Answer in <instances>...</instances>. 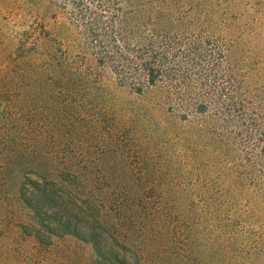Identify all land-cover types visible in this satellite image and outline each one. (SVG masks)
I'll return each instance as SVG.
<instances>
[{
	"label": "rangeland",
	"instance_id": "obj_1",
	"mask_svg": "<svg viewBox=\"0 0 264 264\" xmlns=\"http://www.w3.org/2000/svg\"><path fill=\"white\" fill-rule=\"evenodd\" d=\"M142 3L157 11L149 27H165L176 51L166 69L155 67L165 71L156 85L143 74L136 92V82L122 83L114 67L138 76L120 55L133 59L142 50L133 42L134 52L121 51L122 43L117 50L106 25L92 40L80 14L99 13L95 4L0 0V111L23 112L28 135L52 155L46 166L66 173L69 189L82 196L80 209L98 204L118 241H106L108 228L96 226L102 259L92 242L60 234L68 217L95 226L69 202L53 215L58 231H22L34 214L19 198L18 173L2 172L0 264H118L113 252L122 259L126 246L127 258L140 264H264V185L246 181L251 153L235 145L238 130L227 123L236 89L248 109L264 108V0ZM177 32L184 33L180 46ZM199 47L213 55L205 64L196 59ZM260 157L255 166L264 169Z\"/></svg>",
	"mask_w": 264,
	"mask_h": 264
},
{
	"label": "trees",
	"instance_id": "obj_2",
	"mask_svg": "<svg viewBox=\"0 0 264 264\" xmlns=\"http://www.w3.org/2000/svg\"><path fill=\"white\" fill-rule=\"evenodd\" d=\"M69 1H71L77 9L86 7L88 4H95L96 9L100 10L99 13L96 14L91 12V9L88 8L84 13L80 14L81 19L87 14L88 18L85 19V22L87 23L88 20V25L90 27L89 35H91V39L95 40V42L97 41V38L100 37L99 33L102 31L97 30V28L106 25L109 33L107 34L104 32V34L110 38L111 41L115 42L117 50H119V43L123 44L122 49L120 50H128V53L135 51L131 49V42L135 43L134 46L137 44L139 45V49L142 50L141 53H138L140 54L139 56L135 55L133 59H128L124 56L126 58L125 59L123 55H120L123 62L126 60V62L132 63L133 66L139 70L138 76L136 74L129 73V71H125L123 73L121 68L114 67L117 72L115 74L122 80V83L125 84L126 81H135L136 85H134V88L136 92L141 91V86H143V83H141V76L145 74L148 81L147 84L151 87L156 85V75L160 74V72L164 73L165 71H156L155 67L159 64L163 69H166L165 64L167 62L172 63L170 62L171 58H175L171 52H175L176 50L169 51L170 46L168 45L169 43L167 38V36L169 37V34L165 33V31H167L165 27L164 30H161L156 26L149 27L152 21L148 20V16L152 17V13L157 16V11L149 10L146 5L142 3L146 0ZM123 1L126 2V7ZM108 23L110 24L109 26ZM176 38L177 40L174 41L178 43V46H180V44H184L185 39L183 32H177ZM194 44H198V42ZM203 45L207 47L210 46V43L208 44L207 41H204ZM162 49L163 51H166L164 54L159 55L157 51ZM198 49L203 52L199 53L196 51V59L198 63H207V58H211L213 55H208L206 48L203 49L202 47H199ZM222 55V53L218 54L219 57L221 56V59L224 58ZM136 61H139L140 63H136ZM119 62V64H122V61ZM176 66L178 68L179 64ZM123 67L125 66L123 65ZM165 74L160 76L163 78ZM233 93L236 95L235 103L230 106V112L232 113L228 115V120L230 121L227 123L230 129L238 130L235 132L237 133L235 135V137H237L235 145L240 146L251 153L248 156V166L250 163L254 165H252L250 171H246L243 175L249 184L252 183L253 188L260 189L261 186L264 185V169L256 167L258 164H256L255 159L258 156H261L260 158H264V108L263 106H259L258 108L248 109L244 104L246 101L240 99L239 91L236 89ZM200 105L205 106L203 103ZM219 114L223 115L222 112ZM23 116L22 111L15 113L11 108L7 107L0 111V176L2 172L7 174L11 173L12 175L18 173L19 198L34 214L32 223L24 224L22 227L20 226L22 231H41V228H43L42 230L46 229L53 232L58 231V229H53L52 227V222L55 223L53 215L56 216L59 207L63 206L64 203L69 202L74 211L80 210V213L86 211L88 216L87 220L94 222L95 226L90 228L89 221L72 225L69 223V220H67L69 219L68 217L66 221L61 224L62 227H58L61 230L60 232H63L60 234H75L82 240L92 242L96 246L102 259H106L107 255L105 251H103V247L101 245L103 235L98 233L96 226L99 225L102 229L108 228V232L112 231V229L107 223L106 225H103L100 218L101 216L99 215V213L102 212L100 207L98 204L92 203L88 204L87 209H84L83 207L80 209L78 207V203H80L79 199L82 198V196H80V194L78 195L77 191L69 189L71 181L66 180L67 175H64L66 173H61L54 170V168L46 166V162L52 157V155L41 151V142L38 141L37 137L31 138L28 135L26 125L23 121ZM256 136H258L256 141L259 143L261 142L263 147L255 145V142L252 141V139ZM235 180L237 186L238 180L240 183L241 178L239 177L238 179V177H236ZM238 187L242 186H237V190ZM256 191L258 192L259 190ZM45 199L48 200L50 205L54 204V207L49 206L47 209H44L43 202ZM91 201H95L93 197ZM46 221L49 222L47 225L45 224ZM238 222H236L235 225L226 228V230L240 226L241 224ZM256 227L257 226H253L250 230L255 231ZM258 227L261 231H264V227ZM89 228V233L84 231ZM110 233H105L108 237L106 241L118 243L114 235ZM56 235H58V233H56ZM35 236H37L38 240L41 241L39 233H36ZM128 249L129 248L126 246V255H124L122 259H119L120 255L118 252L117 254L113 252V258L115 261L118 264H140L139 257H136V261H131V259L127 258V254H131V250Z\"/></svg>",
	"mask_w": 264,
	"mask_h": 264
}]
</instances>
